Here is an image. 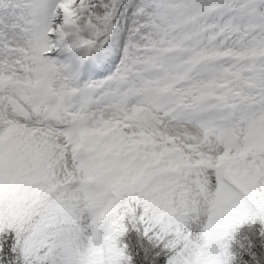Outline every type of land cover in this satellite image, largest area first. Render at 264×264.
<instances>
[{
  "label": "snow or ice",
  "instance_id": "1",
  "mask_svg": "<svg viewBox=\"0 0 264 264\" xmlns=\"http://www.w3.org/2000/svg\"><path fill=\"white\" fill-rule=\"evenodd\" d=\"M0 264H264V0H0Z\"/></svg>",
  "mask_w": 264,
  "mask_h": 264
}]
</instances>
